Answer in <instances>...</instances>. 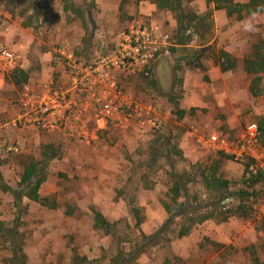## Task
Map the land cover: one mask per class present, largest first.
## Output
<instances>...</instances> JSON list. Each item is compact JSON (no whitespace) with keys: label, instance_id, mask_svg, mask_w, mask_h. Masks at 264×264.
Masks as SVG:
<instances>
[{"label":"rangeland","instance_id":"rangeland-1","mask_svg":"<svg viewBox=\"0 0 264 264\" xmlns=\"http://www.w3.org/2000/svg\"><path fill=\"white\" fill-rule=\"evenodd\" d=\"M158 1L1 0L0 43L24 60L16 72L0 73V103L17 105L24 85H15L23 81L20 70L31 86H39L63 71L60 51L84 62L122 57L131 54L132 36L148 28L152 59L127 58L116 78L129 103L151 108L148 119L155 126L106 131L96 141L15 130L18 137L0 147V264H264V180L248 188L244 162L200 142L223 133L236 146L246 126L264 117V94L250 95L251 77L243 70V60L264 38V13L239 20L206 0H185L187 10L200 15L215 10V23L208 42L194 34L189 45L179 46L183 36L174 15L159 9ZM211 46L228 51L238 68L226 74L213 70ZM158 72L170 79L164 89L157 87ZM183 106L187 114L180 119L177 108ZM18 139L21 153L1 152ZM48 145L59 157L40 166L50 194L43 196L49 199L43 206L22 197L20 183L25 167L42 161ZM259 150L264 153L261 136ZM217 166L215 176L229 183L220 191L234 197L227 210L217 189L205 184ZM176 178L183 189L173 202ZM245 190L247 214L236 211ZM67 210L73 215L66 216ZM94 210L115 224L112 234L95 229ZM228 210L233 216L223 222L221 213Z\"/></svg>","mask_w":264,"mask_h":264},{"label":"built area","instance_id":"built-area-1","mask_svg":"<svg viewBox=\"0 0 264 264\" xmlns=\"http://www.w3.org/2000/svg\"><path fill=\"white\" fill-rule=\"evenodd\" d=\"M152 36L148 28L132 36L134 41H130L127 47L133 56L125 51L121 53L122 57L110 56L84 62L73 53L60 51L63 61L59 58V62L63 71L56 72L60 73L57 78L39 86H31L30 82L24 84L17 100V114L4 126L35 134H67L86 141H96L106 131L124 134L137 124L141 127L147 123L155 126L152 119H148L151 118V108L144 110L129 103L118 90L116 78V72L128 65L127 58L135 61L141 58L145 60L142 62L152 59L147 45ZM23 60L21 54L0 43V73L16 72L23 68ZM200 142L244 162L247 165L246 178L264 175V153L259 150L260 132L256 123L246 126L236 146L223 133H215ZM21 144L4 146L2 151L8 156L17 155L21 153ZM233 200L234 197L228 196L222 202L224 209L227 210Z\"/></svg>","mask_w":264,"mask_h":264},{"label":"trees","instance_id":"trees-1","mask_svg":"<svg viewBox=\"0 0 264 264\" xmlns=\"http://www.w3.org/2000/svg\"><path fill=\"white\" fill-rule=\"evenodd\" d=\"M194 0H188L187 2L191 3ZM207 5L210 6L211 3L215 4V10H226V13L229 17H233L237 15L238 19L241 20L245 16H253L255 14L264 13V0H249L245 4H237L232 0H206ZM185 0H159L157 2V6L159 9L166 10L171 12L174 15V18L177 22L178 31L182 33V39L180 38L177 45L179 46H187L193 40V35L197 34L201 39H204L206 42L211 40L209 38L210 32L212 31V26L215 21L213 19V10H210L205 14H198L192 10H187ZM201 30H204V34ZM208 30L210 31L208 33ZM190 32L189 35L186 34ZM211 60H214L215 64L219 66L223 73L234 72L239 65V62L236 58H234L230 53L223 49H215V47L211 46ZM173 53L177 52L175 48L171 49ZM243 70L252 77L251 85L249 88V92L253 97H258L264 94V38L260 39L256 44H254L252 48V53L243 60ZM20 74H23V81L20 79H16L15 85H21L28 83L29 75L24 71L20 70ZM156 83L154 82V87ZM177 116L182 119L186 116L187 112L183 109L177 108ZM258 127L260 136L264 138V117H261L258 121ZM43 157L42 161H32L29 166H26L24 169V174L21 179L20 185L22 186V197H27L29 200L34 201L36 203H40L43 206H48L49 199L42 198L40 196V189L43 183L47 180L46 175H44L41 171L42 167L47 166L50 161H53L59 157L58 151L54 148L53 145H48L43 149ZM217 165H221V163L217 162ZM42 166V167H40ZM218 166L212 168L214 172L205 176V184L208 188L217 189V193L220 194V202H223L228 196L225 195L224 190L220 191V189L228 187L229 183L227 180L219 181L215 174L218 171ZM245 166H247L245 164ZM264 180V175L259 174L257 176H253L252 178H246L245 183L248 185V188L253 187L257 182ZM29 188V191H27ZM182 184L178 178H176L175 186L171 188V192L173 194L172 200L173 202L177 201L182 195ZM7 191H10L8 187H6ZM241 205L237 210H240L243 214L249 213L243 201L250 197V193L248 191H242L239 194ZM22 197H19L18 194L15 195L17 201L21 200ZM56 207V205H53ZM94 227L95 229L104 230L107 235L112 234L113 230L116 228L115 224H112L107 218L103 215V213L94 210ZM234 212L232 210H228L226 213H221L223 219L222 221H227ZM227 214V216L225 215ZM228 214H231L230 216ZM66 216L73 215L72 212L66 211ZM233 216V215H232ZM248 216V215H246ZM211 218L210 216L204 217V219ZM197 221V220H196ZM192 222L195 224V222ZM137 226L139 224L137 223ZM193 226H190L187 230L182 233V236H187ZM16 264V262H15Z\"/></svg>","mask_w":264,"mask_h":264},{"label":"crops","instance_id":"crops-1","mask_svg":"<svg viewBox=\"0 0 264 264\" xmlns=\"http://www.w3.org/2000/svg\"><path fill=\"white\" fill-rule=\"evenodd\" d=\"M226 51V50H225ZM172 52V51H171ZM228 52V51H227ZM17 53H19V52H17ZM166 53H170L169 51H167ZM20 54V53H19ZM213 61V64H214V66H213V70H216V69H218L219 70V72L220 73H223L222 71H221V69L219 68V66H217L216 64H215V62H214V60H212ZM156 63H158V65L161 63V60L159 61H157ZM162 63H163V61H162ZM164 67V66H163ZM227 73H229V72H227ZM223 74H226V73H223ZM251 77V76H250ZM166 78V74L165 73H163V76H161V75H159V72H158V86H157V83H156V81H155V83H156V86L157 87H159V88H165L164 87V84H165V82H166V84H168L169 82H170V79H168V80H166L165 79ZM165 79V80H164ZM251 81H252V77H251ZM250 85H251V82H250ZM250 85H249V87H248V92H249V88H250ZM188 85H187V83H185V86H184V90H186ZM250 93V92H249ZM188 94V93H187ZM251 95V94H250ZM252 96V95H251ZM253 97V96H252ZM257 98V97H256ZM0 104H2L3 106H2V109L0 108V147L2 146V145H5V144H7V142H8V140H10L11 138H15V137H18L17 135L19 134L17 131H14V130H12V129H10V128H6V125L4 126V120L5 119H9V118H11V117H14V116H16V114H17V107H16V105H14V104H12V103H10V102H1ZM181 109V108H180ZM182 109L183 110H185L186 112H187V107H185V106H183L182 107ZM12 131V132H11ZM3 138V139H2ZM19 138H20V135H19ZM19 141H20V143H22V140L21 139H18ZM23 144V143H22ZM1 152H2V150H1ZM3 153V152H2ZM45 184L47 183L46 181L44 182ZM43 183V185L41 186V189H40V191H39V193H40V196L42 197V198H44L43 196H45V197H47V196H50V194L49 193H46L45 192V184Z\"/></svg>","mask_w":264,"mask_h":264},{"label":"bare ground","instance_id":"bare-ground-1","mask_svg":"<svg viewBox=\"0 0 264 264\" xmlns=\"http://www.w3.org/2000/svg\"><path fill=\"white\" fill-rule=\"evenodd\" d=\"M233 159V158H232ZM236 162H238V161H236Z\"/></svg>","mask_w":264,"mask_h":264}]
</instances>
